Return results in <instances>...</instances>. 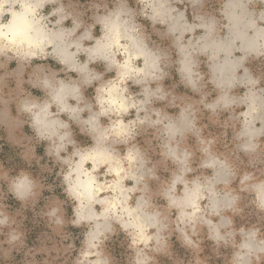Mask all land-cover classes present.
Wrapping results in <instances>:
<instances>
[{
    "label": "clouds",
    "instance_id": "1",
    "mask_svg": "<svg viewBox=\"0 0 264 264\" xmlns=\"http://www.w3.org/2000/svg\"><path fill=\"white\" fill-rule=\"evenodd\" d=\"M257 2L264 3V0H241L225 5L224 16L228 23L224 27L229 34L224 40L217 38L199 48L189 40L188 45L180 46L183 54L179 68L181 81L192 91L200 92L199 82L203 77L196 70L198 65L192 52L210 53L209 60L214 62L210 65V82L221 94L210 103H205V97L201 96L199 101L179 106L178 115L173 117L155 106L169 101L170 97L169 102L175 103L176 98L160 83L167 75L161 67L163 54L149 47V37L137 20V16L144 17L153 25L168 24L177 18L185 20L183 12L178 17L173 16L177 9L169 0H136L141 5L139 10L131 6L129 0H111V6L108 2L88 0L87 7L81 5L75 15L72 0L67 4L64 0H0V68H6L15 60L23 70L33 60H46L51 56L67 71L81 74L84 87L96 82L94 103L84 104L81 84L66 82L55 74L37 76L29 82L44 91L48 99L40 102L25 97L18 106L20 112L30 116L31 127L39 139L50 142L48 154L67 166L62 170L64 191L74 202L73 218L68 223L73 227L86 226L72 264H158V255L169 254L173 232L179 234L183 245L198 252L200 241L194 237L204 228L217 248L231 246L233 251L228 264H264V231L258 225L235 227L232 217L242 211L241 198L229 189V185L236 170L211 151L214 141L200 136L196 123L198 109L194 106L203 105L213 114L218 109L227 110L237 101L229 96L225 85L230 89L237 82L253 86L258 83L251 78L237 80L235 72L243 57L239 61L219 62L222 52L231 56L237 41H240L241 51L264 53V26L257 23L264 21V9L258 15L254 9H249V4ZM48 7L50 10L45 12ZM86 13H91L94 20L87 27L82 19ZM5 14H9L7 20ZM70 18L74 26L64 27V22ZM195 19L199 22L185 23L184 31L176 37L177 42L182 40L184 32H194L197 28L205 30L197 43L213 36L216 31L214 17L197 16ZM96 24L100 26V35L94 37ZM82 27L83 33L77 36ZM249 30H253V35H248ZM175 31L174 25L169 26L170 34ZM85 40L93 42L85 45ZM81 53L87 57L84 63L78 59ZM137 61L142 64L138 65ZM90 63L103 64L104 71L90 69ZM226 71L231 72L228 79L224 78ZM109 72L111 76H107ZM130 84L141 86V91L133 93ZM70 98L77 101L76 106L69 104ZM257 99V92L249 89L245 100L241 101L247 102V108L241 113L243 120L237 138L244 141L239 148L245 154L255 153L261 147L260 137L264 136V115H260L262 105L257 104ZM53 105L56 112L51 110ZM85 110L90 113L87 118L81 115ZM63 113L77 122L81 132L92 140L91 145H76L68 121L60 119ZM102 118L107 120L106 124ZM257 122L260 127H256ZM148 128L158 129L162 137L159 154L177 168L162 184L159 196L166 202L163 207L156 203L149 186V181L159 179L155 165L149 166L151 157L134 143L140 131ZM193 132L205 157L199 168L212 169L211 176L189 178L196 171L192 166L194 152L182 145ZM120 145L125 146L123 153ZM69 146L72 152L61 156V152L67 153ZM129 180L131 185L127 183ZM0 182H7V191L21 202L39 194L40 186L25 171L16 176L0 171ZM219 184L224 188L219 189ZM178 185H182L179 191ZM240 191L253 193L251 203L264 213V180H256L251 172H245L240 180ZM204 201L206 203H202ZM60 212L61 209L54 206L46 213L54 230L62 229L66 223L63 215L58 214ZM214 216L219 220L214 221ZM14 223L0 203V235L5 228L9 229L7 239L0 241V245H9L3 253L6 257L17 242L23 244V233L12 227ZM121 234L127 243L118 251L112 241ZM68 248L73 249L74 245L69 244ZM123 252L127 255L122 256ZM196 264L206 262L197 259Z\"/></svg>",
    "mask_w": 264,
    "mask_h": 264
},
{
    "label": "rangeland",
    "instance_id": "2",
    "mask_svg": "<svg viewBox=\"0 0 264 264\" xmlns=\"http://www.w3.org/2000/svg\"><path fill=\"white\" fill-rule=\"evenodd\" d=\"M64 2L67 4L69 0H64ZM72 2V10L75 15L81 10V5L87 7L88 0H80L79 3L72 0ZM96 2H108L111 6V0H96ZM238 2H241V0H169V3L177 9V12L173 13L174 17H177L181 11L185 14V20H181L183 25L180 29L176 28L175 34L168 32L169 26L175 22V19L170 20L168 24L156 23L153 25L147 18L137 16L138 22L143 25L144 31L149 37V47L163 54L161 67L167 75L160 83L163 84L166 91L172 92L176 98L175 103L169 102L171 101L170 97L169 101L160 102L155 105L156 107L163 108L170 116L175 117L180 111L179 106L199 101L201 96L205 97V103H210L221 94V90L210 82L212 76L210 65L214 63L209 60L210 53L192 52L193 59L198 65L196 70L203 77L199 82L200 92L192 91L189 86L181 81L179 68L183 55L179 49L182 45H188L189 40L193 41V45L196 43L197 46L195 45V47L197 48L205 43H211L217 38L224 40L229 34L228 28L224 27L228 23L224 16L225 5ZM129 3L137 10L141 7L136 3V0H129ZM50 7L46 8L45 12L49 11ZM249 9H254L258 15L259 11L264 9V3L249 4ZM197 16H203L205 19L209 17L216 19V31L213 36L207 41L197 43L205 33L204 29L197 28L194 32H184L182 40L177 42L176 37L184 30L185 23H198L199 21L195 19ZM8 18L9 14H5L4 19L7 20ZM52 19L55 20L56 17H52ZM82 19L85 21V27L94 23L91 13H86ZM257 23L258 26H264V21L258 20ZM73 26L71 18L64 22L66 28ZM83 31L84 28L82 27L76 35H81ZM92 34L94 37L100 35L98 24H96ZM252 34L253 30H249L248 35L251 36ZM92 42V40H85L84 44L90 45ZM239 45L240 41H237V46L233 49L230 58L222 52L219 62L227 58L239 61L243 57L241 65L235 72L237 80L251 78L258 81V83L253 86L237 82L230 89L225 85V90L228 91L229 96L234 97L237 101L235 105L227 110L220 111L218 109L213 114L211 110L205 109L203 105L195 104L194 106L198 109L196 123L197 128L200 129V136L206 141H214L211 145V151L216 156L226 160L236 170V176L229 185V189L239 194L241 198L239 207L242 211L239 215L232 217L235 227L258 225L264 231V213L259 212L251 203L254 194L249 191H240V180L245 172H251L256 180H264V136H261L259 140L261 147L255 153L250 154H245L240 150L239 145L244 141L237 138L243 120L241 113L247 108V102L242 103L241 101L245 100L249 89L257 92L259 99L256 102L262 105L260 115H264V53H247L239 50ZM189 50L191 51V49ZM78 59L81 63H84L87 57L81 53ZM137 64H142V61H137ZM89 68L104 71V65L101 63H90ZM45 74L49 76L55 74L66 82L77 81L76 83L81 84L84 96L83 103H94L96 82L92 86L84 87L80 83L82 81L81 74L75 71H67L63 65L51 56L46 60H33L23 70L15 60L9 62L6 68H0V78H2L0 79V171H7L10 176H16L21 171H25L40 186L38 196L21 202L7 191V182H0V203L4 205L8 215L15 220L12 227L23 233V244L17 242L10 256L3 255L9 245L6 243L0 245V264H72V258L76 254V249L80 247L83 233L86 231V226L73 227L68 223L73 218L72 206L74 202L64 191L62 170H66L67 166L56 161L54 155L48 154L50 142L39 139L31 127L30 116L19 111V103L25 97L40 102L48 99L44 91H41L38 87H33L29 82L30 79ZM111 75L112 73H107V76ZM217 76H219V73H217ZM152 87L155 88L156 84H153ZM130 91L139 93L141 86L130 84ZM69 103L76 106L77 101L70 98ZM51 110L56 112V106L53 105ZM89 114L85 110L81 115L83 118H87ZM131 115H134V113ZM60 119L68 121L72 132L71 138L76 141L77 146L86 147L92 144L90 137L81 132L80 126L76 121L70 120L67 113L61 114ZM102 121L105 124L107 123V120L103 118ZM260 126V123L257 122L256 127ZM161 139L158 129L148 128L140 131L134 143L139 145L147 156L151 157L149 166L155 165L159 179L149 181V186L156 203L163 207L166 202L159 196L162 184L170 179L171 174L177 168L170 161H165L160 156L159 145ZM182 146H187L194 152L192 166L196 171L190 174L189 178L193 175L211 176L213 174L212 169L199 168L201 160L205 157L200 151L201 145L195 132L188 134ZM72 150V146H69L67 153L61 152V156L71 153ZM119 150L123 153L125 146L120 145ZM221 174L223 175V170H221ZM127 183L131 185L132 181L129 180ZM217 187L223 189L224 185L219 184ZM177 188L179 191L182 185H178ZM202 203H206V201ZM54 206L61 209L58 214L63 215L66 221L64 227L59 230H54L50 226L46 215ZM97 210H99V206H97ZM175 214V210H173L172 217ZM225 215L230 216L231 213H225ZM212 219L217 221L219 217L214 216ZM8 232L9 229L5 228L4 234L0 235V241L7 239ZM194 239L200 241L198 252L183 245L179 234L173 232L169 240V254L158 255L156 258L158 264H196L197 259L206 262V264H228L233 251L231 246L224 247L221 245L217 248L214 242L208 239L206 228L201 229L199 235ZM236 239L238 241L239 236ZM126 243V239L121 234L112 241V246L119 251ZM69 244H73L74 248L69 249ZM126 255V252L122 253V256Z\"/></svg>",
    "mask_w": 264,
    "mask_h": 264
},
{
    "label": "bare ground",
    "instance_id": "3",
    "mask_svg": "<svg viewBox=\"0 0 264 264\" xmlns=\"http://www.w3.org/2000/svg\"><path fill=\"white\" fill-rule=\"evenodd\" d=\"M195 1V0H194ZM239 11V10H238ZM182 12V11H181ZM176 15V14H175ZM179 16V14L177 15V17ZM172 25H174L175 26V29L176 28H179L180 29V27L183 25V23H182V21L181 20H179L178 18L177 19H175V22L174 23H171V25L170 26H172ZM184 31V30H183ZM253 35V34H252ZM193 42V41H192ZM212 43V42H211ZM211 43H208V44H211ZM195 45H196V43H194ZM197 46V45H196ZM233 52V51H232ZM181 54V53H180ZM183 55V54H182ZM229 57V56H228ZM183 58V57H182ZM230 58V57H229ZM228 59V58H227ZM225 60V59H224ZM223 60V61H224ZM231 74V72L230 71H226L225 72V76H224V78L225 79H228L229 78V75ZM228 77V78H227ZM77 82V81H76ZM81 83V82H80ZM71 103V102H70ZM69 103V104H70ZM72 105V104H71Z\"/></svg>",
    "mask_w": 264,
    "mask_h": 264
}]
</instances>
